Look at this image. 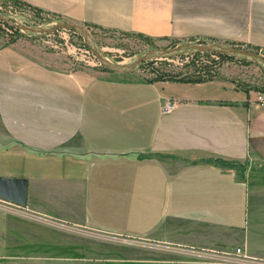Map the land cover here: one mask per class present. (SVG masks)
Segmentation results:
<instances>
[{"label":"crops","instance_id":"0c3cea01","mask_svg":"<svg viewBox=\"0 0 264 264\" xmlns=\"http://www.w3.org/2000/svg\"><path fill=\"white\" fill-rule=\"evenodd\" d=\"M19 1L264 49V0ZM0 177L28 180L27 205L0 211V264H264V103L221 81L89 76L0 45Z\"/></svg>","mask_w":264,"mask_h":264},{"label":"rangeland","instance_id":"374dc122","mask_svg":"<svg viewBox=\"0 0 264 264\" xmlns=\"http://www.w3.org/2000/svg\"><path fill=\"white\" fill-rule=\"evenodd\" d=\"M0 16L16 26L37 30L51 29L56 25L70 23L50 13L30 7L19 0H0ZM79 25V24H78ZM0 22V45H16L35 61L71 72H85L89 76H111L131 80H152L163 72L196 73L221 81L225 85L240 89L255 100L264 101V61L249 56L221 57L209 53L195 60L188 54L171 58H157L145 63L131 75L104 70L97 55L116 65H129L156 49H173L185 45L216 46L221 50H241L260 55L261 48L249 43H222L213 41H152L134 34L113 32L99 27L79 25L78 30H59L48 34L32 33ZM197 70V72H195ZM206 73V74H205ZM19 207L0 200V211L18 210ZM87 230L97 233L92 226ZM57 249V254L61 253Z\"/></svg>","mask_w":264,"mask_h":264},{"label":"water","instance_id":"95a60500","mask_svg":"<svg viewBox=\"0 0 264 264\" xmlns=\"http://www.w3.org/2000/svg\"><path fill=\"white\" fill-rule=\"evenodd\" d=\"M0 22L9 24L11 26H16L12 24L5 17L0 16ZM18 29L26 30L32 33L39 34H48L51 32L59 31V30H78L82 32L84 35L83 28L78 24L73 23H65L63 25H56L51 29L45 30H37L28 28L25 26H16ZM185 50H193L201 53H214V54H223L228 56H249L250 58H259L264 61V49L261 50L260 55H254L251 53H247L241 50L233 49V50H221L216 46H201V45H186L181 47H176L173 49H156L148 52L146 55L140 57L136 62L129 65H116L109 61L108 59L101 56L97 51L94 53L97 55L101 65L107 67L112 72L115 73H132L136 69L140 67V65L152 58H163L162 56L166 55H179V53ZM182 55V54H181ZM0 200L5 201L7 203L13 204L18 207H25L27 205L28 200V180L25 178H5L0 177Z\"/></svg>","mask_w":264,"mask_h":264},{"label":"trees","instance_id":"16d2710c","mask_svg":"<svg viewBox=\"0 0 264 264\" xmlns=\"http://www.w3.org/2000/svg\"><path fill=\"white\" fill-rule=\"evenodd\" d=\"M7 25L11 26L9 24H7ZM11 27H13V26H11ZM139 36H141V35H139ZM141 37H143V36H141ZM181 54H188L187 56H193V58H195V60L198 59L201 55H203V56H208L209 55V53H201V52H197V51H193V50H185V51L179 53V55H181ZM214 55H218V56H221V57H235V56H228V55H223V54H214ZM162 57L163 58H171L173 56L166 55V56H162ZM157 58H152L151 60H148V61L142 63L140 65V67H142L145 63L155 62ZM104 70H106L108 72H112L110 69H108L105 66H104ZM195 72H197V70ZM132 73H120V74L121 75H131ZM151 81H155V82L175 81V82H182V83L200 84V83L212 81V78H211V76L210 77H207V76L204 77L200 73L199 74H196V73L182 74V73H173V72H163V73L160 74V76H157V78L152 79Z\"/></svg>","mask_w":264,"mask_h":264},{"label":"built area","instance_id":"2783aa9c","mask_svg":"<svg viewBox=\"0 0 264 264\" xmlns=\"http://www.w3.org/2000/svg\"><path fill=\"white\" fill-rule=\"evenodd\" d=\"M262 99H260L259 102L264 103V101H261ZM179 107V101L173 98H167V99H163L162 102V112L163 114H170L173 111H175L177 108ZM221 255L223 256H230V253H226L223 252L221 253ZM237 257H240L242 255V250L241 249H237L236 253L234 254ZM244 259H246L245 256H243Z\"/></svg>","mask_w":264,"mask_h":264}]
</instances>
